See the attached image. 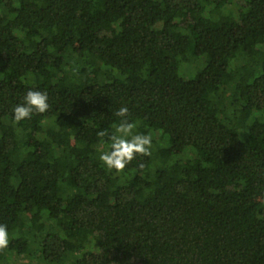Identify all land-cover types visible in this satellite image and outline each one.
I'll return each instance as SVG.
<instances>
[{
  "label": "trees",
  "instance_id": "obj_1",
  "mask_svg": "<svg viewBox=\"0 0 264 264\" xmlns=\"http://www.w3.org/2000/svg\"><path fill=\"white\" fill-rule=\"evenodd\" d=\"M0 224V264H264V0H0Z\"/></svg>",
  "mask_w": 264,
  "mask_h": 264
},
{
  "label": "clouds",
  "instance_id": "obj_2",
  "mask_svg": "<svg viewBox=\"0 0 264 264\" xmlns=\"http://www.w3.org/2000/svg\"><path fill=\"white\" fill-rule=\"evenodd\" d=\"M46 92L30 89L26 92L23 102L13 108V116L16 122L30 119L33 114H43L50 109ZM129 109L121 106L114 115L120 117V122L115 126L114 131L108 135L105 131L98 132V136L108 135L110 150L102 152L100 161L109 170L122 172L136 157L151 156L152 136L136 132L137 125L128 119ZM142 167V165H141ZM9 245V234L6 224H0V250Z\"/></svg>",
  "mask_w": 264,
  "mask_h": 264
},
{
  "label": "rangeland",
  "instance_id": "obj_3",
  "mask_svg": "<svg viewBox=\"0 0 264 264\" xmlns=\"http://www.w3.org/2000/svg\"><path fill=\"white\" fill-rule=\"evenodd\" d=\"M158 138V134L155 135ZM3 264H42L38 260L30 259L25 256L8 255L7 260Z\"/></svg>",
  "mask_w": 264,
  "mask_h": 264
}]
</instances>
